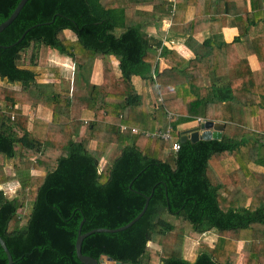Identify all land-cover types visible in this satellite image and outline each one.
I'll return each mask as SVG.
<instances>
[{"label":"trees","instance_id":"trees-1","mask_svg":"<svg viewBox=\"0 0 264 264\" xmlns=\"http://www.w3.org/2000/svg\"><path fill=\"white\" fill-rule=\"evenodd\" d=\"M20 1L0 0V24ZM142 1L28 0L0 32V168L14 160L12 174L0 172V184L21 182L12 198L0 189V234L13 264H84L76 252L79 228L123 226L147 196L138 221L88 235L82 252L122 264H237L242 252V264H256L252 250L238 247L264 237V0H251V9L237 0L235 11H228L232 0H175V22L182 7H197L181 26L195 53L188 64L169 45L158 56L153 46L159 42L143 24L127 20V9ZM154 1L173 9L170 0ZM224 27L238 28L233 41L217 37ZM205 28L211 34L199 42L194 34ZM243 39L258 57V70L236 45ZM50 49L72 58L76 76L89 85L86 96L61 87L60 68L47 65ZM159 57L170 67L160 71ZM95 59L104 66L100 84L90 82ZM27 105L52 110L45 130L43 122L29 130ZM198 117L224 121L222 137L180 141V149L171 150L179 125ZM169 124L172 140L147 135ZM116 144L121 153L104 160ZM214 161L225 167L231 187ZM28 201L32 209L22 215ZM184 223L195 239L219 233L194 263L183 256ZM0 264H8L1 244Z\"/></svg>","mask_w":264,"mask_h":264},{"label":"crops","instance_id":"crops-1","mask_svg":"<svg viewBox=\"0 0 264 264\" xmlns=\"http://www.w3.org/2000/svg\"><path fill=\"white\" fill-rule=\"evenodd\" d=\"M170 1L172 2V8H173L171 12H168L166 10H161L159 7H157V2H155L154 0H146V1L144 0L142 2H138L136 6L127 9V20L129 22H139L143 24L145 26V30L148 36L153 38L155 40V43L159 42L158 46H153L158 56H160L161 54L162 47L165 45H169L170 47L177 49L181 54H183L186 57L187 60L186 63L188 64L190 58H193L195 56V53L192 51L189 45H187L186 39L188 36L182 32L181 26L182 24L194 19L197 13V7L195 5H186L185 7H182L181 15L180 17L179 16L177 17L178 21L175 22L174 10L176 8V1L175 0H170ZM260 4L261 6H263L262 1H260ZM251 7H252L251 0H247V8L251 9ZM199 9L201 10V8ZM238 9H239V5L237 3V0L235 1L232 0L228 3V11H232V10L235 11ZM204 14H208V13L205 12ZM209 33L211 34V30L209 28L200 29V31L194 34V37L196 38V40L201 42L209 35ZM238 34H239V30L237 27H224L222 31H220L219 35H217V37L221 39H225L228 42H231ZM236 45L238 46L241 55L247 57L250 67L253 70H258L260 68V62L258 60V57L255 54L250 53L245 39H243L241 42H237ZM51 52L54 51L50 49L47 54V65L58 66L60 68V76L59 79H57V81L61 84V87L64 90L69 91L71 95L77 97L86 96V94H88L89 85H87L81 78L79 79L76 76L75 73L76 67L72 58L67 55H61L58 52H56L59 55V59L57 61L54 60V58H51L52 57ZM110 60L113 66V71L117 74L120 73L118 60L113 56L110 57ZM169 67H170L169 64L166 61H164V59L159 57V67H158L159 70L162 71ZM103 71H104L103 61L101 59H95L93 63L90 82L96 84L102 83L104 79ZM206 80L207 82H209L210 77H206ZM170 97L173 96L170 95L168 98ZM56 107H58V109L56 108V110L62 111V109H60L59 106ZM25 112L29 115L28 127L29 130H31L32 132L36 131L35 128L37 127V123L40 122L44 123L43 128L45 130L46 123H48L51 120L53 113L52 110L47 107H41V106L35 107L28 105L25 107ZM188 123L189 122L179 125L180 132L186 128L193 127V126L185 127L187 126ZM9 160L13 161V159H8L7 161ZM217 173L221 181L225 182L228 186L231 187L225 175V172L222 173L219 170H217ZM258 233L261 234L263 232H258ZM218 238H219V233L217 232V230L213 229L203 233L198 238V240H200L201 243H204L209 246H213ZM186 244L187 243L185 242V246ZM244 249L252 250L251 252H253V255H255L253 257V263L264 264V237L263 240H261L259 237L252 238L251 241L247 239L241 240L239 242L238 251H242ZM187 252L185 249L183 254L184 258L194 263L198 258V254L195 253L193 254L192 250ZM242 261H243V253L238 252L236 263L242 264Z\"/></svg>","mask_w":264,"mask_h":264},{"label":"water","instance_id":"water-1","mask_svg":"<svg viewBox=\"0 0 264 264\" xmlns=\"http://www.w3.org/2000/svg\"><path fill=\"white\" fill-rule=\"evenodd\" d=\"M27 1L28 0H21L19 2V4L15 8V10L11 14V16L7 20H5L4 22H2L0 24V32H2L18 16V14L20 13V11L22 10V8L24 7V5L26 4ZM21 39H19L16 43L20 42ZM224 127H225L224 121L207 119L206 121L201 122L199 125H196V126L182 130L180 132V141L184 142L187 140H191L192 142H196L200 139H206V140L207 139H220L223 135ZM150 198H151V196L146 197V203H145V206L142 209V211L134 219H132L130 222H128L127 224H125L123 226H120L117 228L99 227V228L92 229V230L85 232V233H82L81 228H79L78 237H77V241H76V252H77L79 259L84 264H108V263L109 264H122V262L120 260L116 261L112 257H109L105 254H103L100 257V259H97L93 256L84 254L82 252L83 240L85 239V237H87L88 235L95 233V232H118V231H122L124 229L129 228L130 226H132L136 221H138L142 217V215L144 214V212L146 211V209L148 207ZM82 224H83V222H82ZM0 244L3 247V249L5 250V253L7 254L8 264H13L14 259H13L12 254H11V252L7 246L6 241L3 239L1 234H0Z\"/></svg>","mask_w":264,"mask_h":264},{"label":"rangeland","instance_id":"rangeland-1","mask_svg":"<svg viewBox=\"0 0 264 264\" xmlns=\"http://www.w3.org/2000/svg\"><path fill=\"white\" fill-rule=\"evenodd\" d=\"M53 51L54 52H51V56H52L51 58H54V60L58 61L59 55L56 53L57 51L55 49H53ZM54 62H56V61H54ZM195 121L196 120L190 121L187 124V126H185V127L196 126V122ZM179 131H180V129H179ZM121 149H122V147L120 145H117V144L113 145V147L111 148L110 152L106 155L104 160L112 161L115 157H117L121 153ZM213 163L216 165V169L223 173L225 167L219 161H214ZM13 167H14V160L13 161L9 160V161L6 162V165H5L4 168L3 167L0 168V172H2L3 174H6V175L12 174L13 173ZM20 184H21V182H20L19 179L11 180V181H6V182L1 183L0 184V188L4 189L6 194H7V196L12 198V197H14L16 195V193L18 191V188L20 187ZM32 206H33L32 205V201H28L26 207L20 209L21 214L22 215H26V214L30 213V211L32 209ZM177 223H180V222L177 221ZM183 225L185 226L184 228H185V231H186L183 247L186 249V252L192 250L193 254L194 253L195 254H199V252L202 250V246H203L204 243H201L200 240L195 239V238L191 237L188 234L190 232V230L192 229L190 224L184 223ZM185 242L187 243L186 246H185ZM149 246H151V247H153L155 249L159 248L158 250L161 249V247H158V244L153 243V242H149ZM184 250H183V254H184Z\"/></svg>","mask_w":264,"mask_h":264},{"label":"built area","instance_id":"built-area-1","mask_svg":"<svg viewBox=\"0 0 264 264\" xmlns=\"http://www.w3.org/2000/svg\"><path fill=\"white\" fill-rule=\"evenodd\" d=\"M164 98L163 97H159V101H162ZM172 113L169 114V117H172ZM207 119H205L204 117H198L196 119V125H199L201 122L206 121ZM124 128V127H123ZM133 130L136 132L138 129L137 128H133ZM173 126L172 124H169L168 128L166 131H156L154 133H150L147 132V135H158L159 137H161L164 140H172L173 139ZM180 149V140L176 139L173 141L172 146H171V150L177 151Z\"/></svg>","mask_w":264,"mask_h":264}]
</instances>
